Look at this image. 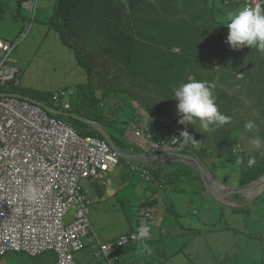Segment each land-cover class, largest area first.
Returning <instances> with one entry per match:
<instances>
[{"label":"rangeland","instance_id":"obj_1","mask_svg":"<svg viewBox=\"0 0 264 264\" xmlns=\"http://www.w3.org/2000/svg\"><path fill=\"white\" fill-rule=\"evenodd\" d=\"M234 1L236 0H198L197 4L203 11L208 5L215 9L217 13L215 20L224 24L228 14L237 10ZM54 3V0H38L36 15L32 18L30 10L24 6L25 3L23 8L19 9L18 0H0V40L13 45L8 64L19 69L17 80L22 91L26 93H32L31 91L52 92L70 84L76 85L87 78L85 68L79 64L73 50L64 45L59 33L48 22L54 11ZM244 6L242 4L239 9ZM195 10L197 9L191 8L190 13H194ZM128 19L133 27L131 28L132 32L138 33L136 36H141V32L150 34L149 28L160 25L159 21L162 18L157 17L156 21L150 20L140 10L137 13H131ZM175 21L176 23L179 21L181 24L186 23L184 19H175ZM169 25L171 27L169 30H160L159 35L150 34L147 38L142 35L140 40L156 44L167 35L171 44H174L173 41L178 42L175 39V35L179 32L177 24L169 23ZM30 26L32 27L28 32ZM223 26L225 36L229 29L226 25ZM213 29L203 30L201 33L196 32L199 38L197 44L203 43V52L207 57H213L216 53L221 63L216 67L217 69L214 66L192 68L197 70V75L204 77L214 75L218 83L212 84L223 86L222 96L216 98V90L213 95L216 98V104L217 101L220 102L221 111L228 114L231 112L230 109L235 110L233 106L244 105L242 101L235 100L241 96V88L244 83L236 78V74L227 73L235 68L237 63L226 47L219 45V38L222 34L220 32L214 35L210 34ZM202 37L205 39V43L202 41ZM228 48L232 49L230 46ZM221 53L223 56L219 55ZM235 58L242 59L246 64L264 62V55H261L256 49L241 53L239 57ZM235 85H239V88L230 95L229 92L234 89ZM96 94L98 95L97 92ZM64 101H69V97L64 96L62 102ZM121 104V108L118 109L120 112L122 109L131 108L127 102L123 101ZM148 115L146 123L151 124L150 110H148ZM64 120L72 124L68 116H65ZM243 134L244 131L237 133V137ZM208 136L210 141L207 144L210 148L217 149L221 146L216 131ZM129 137L127 136L128 139ZM200 137H204L203 132ZM233 137L235 139L236 135ZM129 142L140 145L145 150L142 144L130 139ZM142 142L146 144L144 139ZM238 146L234 152L221 158L215 165L221 172H218V175L223 181L219 178L218 180L224 185L240 186L239 178L242 165L251 157H264V146L259 148L244 147L243 144ZM239 148L243 150L238 151ZM238 158H242V164L236 163ZM130 162L133 165L141 163L140 160H130ZM161 162L164 161L154 160V164ZM120 167H123L124 172H129L128 181L125 183L122 177L116 178L104 196H99L98 199L91 198L88 203V220L91 229L100 239L109 241L128 232L132 227L150 224L156 230L154 233L158 234L156 238L160 240L164 255L157 254L154 249L148 253L142 247L130 248L124 253L118 264H264V187L257 193H248L246 196L245 193L238 194L239 196H234L230 201L231 204L228 200L224 201L226 205L217 202L205 191L197 193L202 185L196 179H185L179 186L174 185L176 188L169 186L163 191L158 189L159 184L154 183L157 192L143 196L140 189L149 186V183L135 176L129 166L122 164ZM126 169L127 171H125ZM223 172L227 175L224 176ZM93 180L91 181L93 182ZM151 195L160 197L162 201L160 219H157L156 216L148 219L142 215L143 207H151L157 212L155 206L142 207V203ZM193 202L196 208L190 210L191 215L188 217L187 211L189 210H185V208ZM239 205L243 206L238 207L239 211H235L233 208ZM71 215L72 212L66 217V222L70 220ZM249 237L257 238L253 240ZM165 239L172 241L171 246L164 244ZM85 241V247L75 252L76 263L105 264L95 256L96 251H92L97 249V242H88V238ZM88 243L93 244L87 247ZM48 253L54 252L48 251L37 257L21 254L22 257L18 262L19 264H52L51 261H43L44 257L49 256ZM13 255L16 256L15 252L5 254L0 258V264H6L8 258Z\"/></svg>","mask_w":264,"mask_h":264},{"label":"built area","instance_id":"obj_2","mask_svg":"<svg viewBox=\"0 0 264 264\" xmlns=\"http://www.w3.org/2000/svg\"><path fill=\"white\" fill-rule=\"evenodd\" d=\"M37 2L24 4L32 18ZM257 2L260 0H243V5ZM12 49L11 43L0 40V258L8 252L37 257L54 251L56 264H77L75 252L85 247V240L98 241L92 235L82 183L117 170L124 158L104 138L83 136L41 105L9 94L19 84V69L8 64ZM71 93L65 88L56 91L55 105L70 109L71 104H63L61 99ZM130 133L131 141L143 136L135 127ZM143 139L149 146L150 140ZM173 143H177L175 138ZM152 145L156 150L172 149L168 142ZM126 161L153 181L152 173ZM29 186L36 191L35 200L24 195ZM71 212L73 218L66 222ZM142 215L152 219L156 214L145 207ZM136 235L131 232L114 241H99L95 256L105 264H117L121 251L137 242Z\"/></svg>","mask_w":264,"mask_h":264},{"label":"trees","instance_id":"obj_3","mask_svg":"<svg viewBox=\"0 0 264 264\" xmlns=\"http://www.w3.org/2000/svg\"><path fill=\"white\" fill-rule=\"evenodd\" d=\"M29 1L30 0H18V8L22 9L23 4ZM54 2V11L50 16L48 22L50 23V26L59 33L60 39L62 40L64 45L70 47L73 50L75 58H77V61L82 67L85 68L84 70L87 73V78L84 79L85 81L79 82L76 85H68H74L77 89L76 97L74 98V96H71L69 99L72 103L71 112L77 113L80 116L86 117L102 124L112 136L116 144L123 150L132 153L145 152V150L140 145L131 144L129 142V139L125 136L126 131L128 129V125L130 124L129 120H121L115 115H112L111 117L109 113V106L104 107L103 105V103H111L110 107L112 108L111 111L113 112V114L115 111L121 108V102L124 101V98L121 97V92L123 90L122 82L125 83V76L123 77L125 71L121 70L118 73H110V68H112L111 65H113L114 63H111L110 59L104 58L102 56V52L103 50L113 52L111 50L112 47L121 48L118 53L120 54L121 58H119L118 56H114V62L117 63L119 62L118 60L122 59L127 60L125 62L128 65L130 64L128 60L132 59L134 54V47L135 45H137V42L139 40L137 36L132 32L131 28L133 27L132 25H130L131 21H129L128 19L129 15L138 9L143 10L147 5H149L151 1L54 0ZM197 2L198 0H184L182 1L181 9L187 10L191 8H197L198 10H201ZM164 4L169 5L170 3ZM242 4L243 0L234 1L235 9L238 10L242 6ZM208 11L216 12L215 9H213L209 5L206 7L205 12ZM216 23L224 29L222 23L218 22L217 20ZM91 28L93 35L90 32ZM97 30L102 33L104 38L106 37L104 40L101 41V43L103 44L98 47L95 46V43L92 40V36L94 38L96 37L94 32H97ZM228 33L229 31L224 36V41H226ZM98 36H101V34H98ZM103 46H105L106 48H100ZM249 49L250 48L248 47L245 50L247 51ZM104 62L108 64H104ZM119 63L122 64L121 62ZM236 63L237 64L235 68L227 71L228 74H236V78L242 80V82L244 83L241 88V96H238L235 100H240L243 102V104L248 101H251L254 106L250 108H262V112H260V114L258 115V120L260 121V123L263 122L260 125L264 126V65H262L261 63L256 64L254 62L246 64L243 63V61L240 62V60ZM177 72L179 73V70ZM178 73L176 74V76L178 75ZM192 79L198 81L205 80L211 85H214L212 83H218L214 75H212L211 77H204L202 75H197V73H189V70L183 68L180 79L176 81V86H179L182 83H187ZM216 86L218 85H214L212 89L213 92L215 90H219L216 89ZM134 90H136V88L132 89V91ZM14 91L38 99L42 103L50 107L56 106L53 102L55 91L44 93L31 91L32 93H26L22 91L20 84L14 89ZM96 92L98 93V95L96 94ZM140 93L146 94L144 90H140ZM221 93L223 94V86H221ZM221 93H218L219 96H222ZM132 99L138 102V108L141 107L146 110V108L150 105V107L155 109L151 113V117L153 114H155L156 116H154L153 118H157L159 114H161L164 110V104L167 106V104L169 103L168 99L163 98L157 94H151L150 97H132ZM219 104L217 102L218 107H220ZM62 107L63 106H57V108L59 109H61ZM237 107L242 108L244 106L239 104L237 105ZM218 109L219 111H221V108ZM229 111L231 112L228 114L231 115L233 110L230 109ZM223 114H226V112H223ZM55 116L59 119L65 118V116L61 115ZM68 118L71 119L73 126L76 127V129L81 135H98L103 138L102 135L93 126L73 117ZM178 120L179 118L176 115L165 123L158 121L154 123L155 125L152 129H146L145 132L148 133L149 137L152 138V140L156 143L160 144L162 142H168L174 151L196 156L198 159H200V161H202V163H204L206 168L213 175L222 180V178L218 175L219 171L217 170L218 168H216L215 165L221 158L229 156L232 152H234L232 147L235 144L236 138L234 139L233 136L239 132H243L242 128H244V123L239 122L235 123L234 126H232V135L230 139H228V144H226L225 140L219 138L221 146L217 149H213L210 148L207 144V142L210 141L208 134L204 133V137H200L201 132L192 133V125L189 124L187 125L186 129H183L185 128V125L179 124ZM86 128L88 129L86 130ZM171 129L174 132H172ZM182 129L183 131L187 130L193 136V138L198 141L199 147H194L191 144L182 145L180 143H173V139L176 138V136H178L179 138ZM254 158L256 160V163L253 167L249 168L247 166L248 161L244 165H242L239 178L240 185L249 184L257 180L264 174V157L258 156ZM123 161H125L126 164L127 161L125 159H122V162ZM139 166L141 169H145L148 172L153 173L154 179L151 182L153 184H159L160 187H158V189L161 191L166 190L169 186H173V188H176L174 187V185L179 186V184H181L185 179H196L197 181L199 180L202 185V188L200 187L201 189L197 193L203 191L207 192L204 182L202 181L200 176L190 165L186 164L185 162L175 159H172L170 161H164L159 164L141 161ZM130 168L135 176L149 183L150 180H148L146 176L142 175V171L137 172V170H135V168H133L132 166H130ZM223 173L224 176L227 175L225 172ZM224 181L226 183H229L226 180ZM158 202L159 198L157 196H154L152 198L146 199L142 203V207L145 205L155 206ZM233 209L235 211H239L238 207H234ZM152 235L155 238H151V240H149L148 242L149 244H147L150 246V248L152 247L157 252V254L164 255V252L162 251L163 249L158 247L160 246V240L156 238L158 234L153 232ZM249 238L255 240V238L257 237ZM138 242L139 241L130 244L126 249L122 251V254L126 253L129 248L141 247L140 242L138 246L134 245Z\"/></svg>","mask_w":264,"mask_h":264},{"label":"crops","instance_id":"obj_4","mask_svg":"<svg viewBox=\"0 0 264 264\" xmlns=\"http://www.w3.org/2000/svg\"><path fill=\"white\" fill-rule=\"evenodd\" d=\"M149 1L151 2L143 10L138 9L132 13H137L141 10L142 12L145 13V15L148 18H150V20L153 19L154 21H156L157 17L162 18L159 21L161 23L160 25L154 28H149L150 34H153V35H159L160 30H165V29L169 30L171 28L169 23L173 25L177 24L179 28V32L178 34L175 35V39L178 42L173 41L174 44H171L169 42L170 40L167 35L164 36V38L161 41L157 42L156 44H154L153 42H149V41L146 42L140 39L142 35H145V37L147 38L150 34L141 32V36H137L139 41L137 42V45H135L134 47L133 57L131 60H128L130 62L129 65L125 62L127 60H122V59L118 60L122 64H120L119 62L117 63L114 62L116 56L121 58L120 54H118L121 48L112 47L111 50L113 52L105 51V50H103L102 52V56L104 58H108L111 60V63H114L113 65H111L112 68H110V73H118L121 70L125 71V74L123 75V77L125 76L124 78L125 83L120 80L123 83V90L121 92V97L124 98V101H126L127 104L131 106V108L122 109L121 112L119 110L115 111L114 115L120 118L121 120H124V121L129 120L130 124L128 125V129L126 131V135H125L126 137L130 136L131 134L130 130L134 126L137 129H139L141 132H145L146 129H152L155 125L154 123L158 121L165 123L169 121L170 119H172L173 117H175L176 115L178 116L177 114L178 100L173 98L172 88L173 86H176V81L180 79L183 68L189 70V73H197V70L192 67L214 66L215 69H217L216 67L221 63V60L217 57L216 53L213 55V57H207L204 54L203 43L200 42L199 44H197L199 38L196 32L201 33V31L208 30L210 28H214L213 32H210V34L214 35L217 32H220L222 36L219 38L220 39L219 45L226 47V49L229 51V54H231L232 57H234L236 62H239V60H237L235 57H239L240 54L244 53L246 51L245 49L248 48V47H243L240 50H232L228 48V46L230 45L227 43V39L226 41H224L223 39L224 38L223 28L220 25H218L215 20V17L217 14L216 12H212V11L205 12L203 10H198L196 8L198 11L195 10L194 13H190L191 9L190 10L181 9L182 1L184 0L182 1L181 0H149ZM164 3H168V4L170 3V4L165 5ZM176 15L178 16L175 17ZM175 19H178V20L184 19L186 23L181 24L179 21H177L178 23H176ZM90 32L92 34V28L90 29ZM94 33L96 37L94 38L92 36V40L94 41L95 46L98 47L103 44L101 43V41L104 40L106 37L104 38L102 33H100L99 30H97V32H94ZM98 34H101V36H98ZM136 34L138 33H135V35ZM202 41L203 42L205 41L203 37H202ZM100 48H106V47L103 46ZM219 55L223 56V53ZM242 61L243 60L240 59V62ZM104 64H108V63L104 62ZM261 64L264 65V62H261ZM178 70H179V73L177 72ZM177 73L178 75L176 76ZM134 88H136V90L132 91V89ZM216 89H219L218 91L216 90V94H217L216 98H217L219 96L218 93L219 92L221 93V85L216 86ZM140 90H144L146 94L140 93ZM151 94H157L163 98H166L168 99L169 103L167 104V106L164 104V110L162 111L161 114H159L157 118H153L155 114H153L152 117L150 116L151 124H147L146 119L147 117H149L148 110H150L152 113L155 109L150 107V105L149 107L146 108V110L141 107L138 108L139 106L138 102L132 99V97H150ZM110 105L111 103L108 106L110 107ZM242 106L244 107L242 108H239L237 106L234 107L235 110H233L232 114L231 115L227 114L233 117L232 122L228 125L221 127L220 129L216 131L217 136L225 140L226 144H228V139H230L232 135L231 128L232 126H234L235 123L242 122L245 124V122L248 120H254L257 123L258 121V124H257L258 131H246L244 128H242V131H244V134L239 137H237L238 135L236 134V141L232 147L234 151H235L236 146L238 145L242 146V144L244 145V147L256 148L254 145L251 144V140L256 135H259L262 138H264V126L260 125L263 122L260 123V121L258 120V115L260 114V112H262V108H250L254 106V104L251 101L244 103V105ZM178 118L180 117L178 116ZM87 129L88 128H86V130ZM194 129L195 128L193 127L192 133L200 132ZM146 134L147 136H149L148 133ZM137 143L142 144V142L139 140L137 141ZM262 146H264V140H262V144L260 147ZM146 149L150 151L151 144H149V146L146 147ZM128 164L129 163L127 162L126 164L125 162L123 163L124 166L127 165L130 167V164L129 165ZM125 171H127V169ZM123 172H124L123 167H120L119 169H117L116 171L112 173H102L98 179H95V180L91 179L93 180V182L91 180L84 181L82 183V186H83L84 193L87 195L88 203L90 202L91 198L98 199L99 196H104L105 193L108 192V187L111 185V183L115 182L116 178L122 177V179L126 183L129 178V172L128 171L124 172V174ZM145 182L147 183V181ZM155 188L156 187L153 183H149V186L145 188H141L140 190H142L143 196L144 195L147 196L148 194L157 192ZM154 196L155 195H151L149 198L154 197ZM158 198H159V202L155 205V207L157 208L156 218L160 219L161 218L160 212H161V208L163 204H162L160 197ZM144 208L145 207H143V209ZM194 208H196L194 203H192L189 207L185 208V210H189L187 211L188 217H190L191 215L190 210ZM72 218H73V213L71 215L70 220ZM139 227L140 225L137 227H132L128 232L123 233L120 236L128 235L131 232H137V229ZM152 228H151V232L152 233L156 232V230L154 229V226ZM91 231H92L93 236L98 237L97 238L98 241H96L97 244L94 243L97 245V249L92 250L93 252L99 250V241L110 242V241H114L120 238V236H117V237H114L113 239H110L109 241H104L100 239L99 236L93 230ZM153 238L155 237H153L152 235V239ZM148 242L149 240L146 241V243ZM171 242L172 241L170 239H165L164 244L167 246H171L172 244ZM91 244L93 243H88L87 247H89ZM138 244L139 242L134 245L138 246ZM15 254L16 256L13 255V257L8 258L6 264H19L18 261L22 257L21 254H26L30 256L29 254L25 252H15ZM48 254L49 256L44 257L43 261H47V262L51 261L52 264H56V259H57L56 253L54 252V253H48ZM30 257H33V256H30Z\"/></svg>","mask_w":264,"mask_h":264},{"label":"clouds","instance_id":"obj_5","mask_svg":"<svg viewBox=\"0 0 264 264\" xmlns=\"http://www.w3.org/2000/svg\"><path fill=\"white\" fill-rule=\"evenodd\" d=\"M223 25H226L229 29V33L227 36V43L230 45V47L232 49L240 50L243 47H250L251 49H256L261 55H264V0H260V2H257V3L252 4V5H246V6L242 7L241 9H239L235 12L229 13L228 17H227V21ZM16 79H17V77H16ZM213 87H214V85H211L209 82H207L205 80H199L198 81L195 79L190 80L187 83H182L179 86H173V88H172L173 98L178 100L177 114L180 117L178 120V123L181 125H185V129H186L187 125L190 124L197 131H200V132H203L206 134H210V133H213V132L217 131L218 129H220L221 127L228 125L232 122L231 116L223 114L222 112L219 111L218 105L216 104V98L213 95V91H212ZM63 88H65L67 90H69V89L72 90L71 94L66 95L69 97V99L71 96H74V98L76 97V95H77L76 86L71 85V86L62 87L61 89H63ZM238 88H239V85H235L234 89L232 91H230L229 94L231 95L232 92ZM14 89H12L8 92H9V94L17 96L16 94H18L19 92H15ZM59 90H57V91H59ZM20 98H22V97H20ZM23 99H26V98H23ZM26 100H28V99H26ZM30 102H32V101H30ZM32 103H34V102H32ZM62 103L63 104L70 103L71 108L67 110L64 108L63 105H61V106H63L61 109L57 108V105L51 106V107L56 108V109L63 111V112H71L72 103L70 102V100L64 101ZM103 105H104V107H108V106H106V103H103ZM42 107L48 112V110L44 106H42ZM109 112L112 115H114L113 112L111 111V108H110ZM48 113L50 115L56 117L55 116L56 114H52L50 112H48ZM112 115H111V117H112ZM68 117H70V116H68ZM57 119H59V118H57ZM59 120H62L64 122L69 123L68 121H66L64 119H59ZM70 125H72V124H70ZM73 127H75V126H73ZM244 129L246 131H258V125L254 120H248L244 124ZM137 130H139V129H137ZM142 133H143L142 137H140L139 139L132 140V141L137 142L139 140L142 142L143 137L148 138L150 140V144H151L150 151H148V149H146V147H148L147 146L148 142L145 139L144 140L146 141V144H144L142 142V145L145 147V151L151 152V150H153L152 142H154V141L149 136H147L146 132H142ZM262 140H264V138H262L259 135H256L251 140V144L254 145L256 148H259L262 144ZM175 142L180 143L182 145L191 144L194 147H199L198 141H196L193 138V136L187 130L181 131L179 138H175ZM154 143H156V142H154ZM238 147L239 146H237V148ZM158 149H160V148H158ZM240 149L243 150L242 148H240ZM241 150L238 149V151H241ZM236 163L242 164L243 163L242 158H238L236 160ZM255 163H256L255 158L251 157V158H249V160L247 162V166L249 168H251L255 165ZM153 164H154V162H153ZM149 183H152V182L149 181ZM24 195L27 198L32 199V200L36 199V191L31 186H29L26 189ZM244 195L246 196L247 193H245ZM233 197L228 201L229 204H231L230 201L233 199ZM239 206H243V205H239ZM239 206H237V207H239ZM155 214H156V211H155ZM151 238H152L151 225L142 224L137 229V235H136L135 239L140 242L141 247L148 253H151L152 249L146 243V241L150 240ZM126 248H124V249H126ZM122 251L120 253V259L123 255ZM100 261H103V260H100Z\"/></svg>","mask_w":264,"mask_h":264},{"label":"water","instance_id":"obj_6","mask_svg":"<svg viewBox=\"0 0 264 264\" xmlns=\"http://www.w3.org/2000/svg\"><path fill=\"white\" fill-rule=\"evenodd\" d=\"M18 97L26 98L29 101H32L36 104H39L41 106H44L48 112L56 115H62V116H70L76 119H79L85 123L90 124L93 126L101 135L102 137L115 149L117 150L120 155L128 160H137V161H145V162H154V160H160V161H167L170 159L179 160L182 162H185L186 164L190 165L196 173L200 176L202 181L204 182V185L206 187L207 192L214 197L218 202L224 203L226 200H230L233 196L238 194H244L246 192L252 191L259 186L264 184V174L259 177L257 180L240 186H228L224 185L222 182H220L198 159L196 156H193L191 154L186 153H180L177 151H173L172 149L168 148H161L159 150H156L153 148L151 152L145 151L143 153H132L129 151H125L122 148H120L116 142L113 140L112 136L108 133L107 129L100 124L97 121L82 117L74 112H63L56 108L50 107L44 103H42L40 100L22 95L20 93L16 94Z\"/></svg>","mask_w":264,"mask_h":264},{"label":"bare ground","instance_id":"obj_7","mask_svg":"<svg viewBox=\"0 0 264 264\" xmlns=\"http://www.w3.org/2000/svg\"><path fill=\"white\" fill-rule=\"evenodd\" d=\"M263 187H264V184L261 185V186H259L256 190H252V191H249V192H246V193H247V194H248V193H257L259 190L263 189ZM249 197H250V196H249Z\"/></svg>","mask_w":264,"mask_h":264}]
</instances>
